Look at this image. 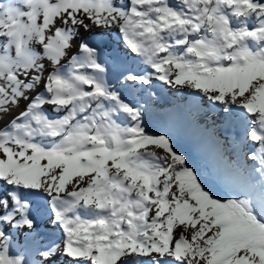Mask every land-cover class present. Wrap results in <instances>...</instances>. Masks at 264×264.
I'll return each instance as SVG.
<instances>
[{
  "label": "snow or ice",
  "instance_id": "1",
  "mask_svg": "<svg viewBox=\"0 0 264 264\" xmlns=\"http://www.w3.org/2000/svg\"><path fill=\"white\" fill-rule=\"evenodd\" d=\"M0 264H264V0H0Z\"/></svg>",
  "mask_w": 264,
  "mask_h": 264
}]
</instances>
